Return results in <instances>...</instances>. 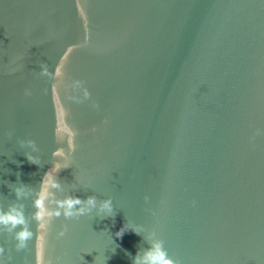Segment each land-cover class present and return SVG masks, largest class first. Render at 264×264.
Instances as JSON below:
<instances>
[{
    "label": "water",
    "instance_id": "water-1",
    "mask_svg": "<svg viewBox=\"0 0 264 264\" xmlns=\"http://www.w3.org/2000/svg\"><path fill=\"white\" fill-rule=\"evenodd\" d=\"M73 196L113 216L66 218ZM21 213L0 264H132L144 237L264 264V0H0V217Z\"/></svg>",
    "mask_w": 264,
    "mask_h": 264
},
{
    "label": "clouds",
    "instance_id": "clouds-1",
    "mask_svg": "<svg viewBox=\"0 0 264 264\" xmlns=\"http://www.w3.org/2000/svg\"><path fill=\"white\" fill-rule=\"evenodd\" d=\"M27 144L33 149V151L37 150L36 145L33 141L29 140L27 141ZM25 156L30 162L36 163V161L30 158L29 155L25 154ZM12 191L16 195V187L12 188ZM60 206L66 209L64 212V216L66 218L82 215L84 213L90 212L92 209H96L97 215L100 218L113 216L111 198L100 200L98 203V200L95 196H88L83 200L79 197L73 196L67 199ZM101 213H103V216H100ZM55 215L59 216L60 212H56ZM24 223L25 220L22 213L18 218L13 217L10 220L0 217V224H4L6 226L10 225V227H8L9 232H12L13 229L19 227V231H16L14 233V239L17 241V250L23 249L26 246V241L29 240L32 236V233L29 229L21 227L22 225H24ZM128 229L129 228L125 225L124 228H122L121 231L116 234L117 237L121 236L123 232L127 231ZM131 229L136 234H140V232L137 231L136 228ZM58 235H63V232L58 233ZM144 239L150 244V247L148 249H141L140 251H138L136 256L132 257V264H172V261L170 260H163L165 254L160 250L162 245L161 241L145 237ZM3 251L4 249L0 248V253H3ZM157 253H159V258H153Z\"/></svg>",
    "mask_w": 264,
    "mask_h": 264
}]
</instances>
